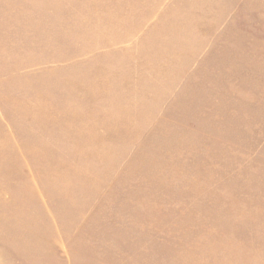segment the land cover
<instances>
[{
  "label": "rangeland",
  "instance_id": "374dc122",
  "mask_svg": "<svg viewBox=\"0 0 264 264\" xmlns=\"http://www.w3.org/2000/svg\"><path fill=\"white\" fill-rule=\"evenodd\" d=\"M5 4L0 264H264V0Z\"/></svg>",
  "mask_w": 264,
  "mask_h": 264
},
{
  "label": "crops",
  "instance_id": "0c3cea01",
  "mask_svg": "<svg viewBox=\"0 0 264 264\" xmlns=\"http://www.w3.org/2000/svg\"><path fill=\"white\" fill-rule=\"evenodd\" d=\"M115 1L117 0H109V6H110V12L109 15L110 16H125V17H135V16H144V17H149V18H161V17H165L168 18V24L170 26H180L182 25V16L184 15L183 13L179 15V13H181V11L179 10V12L177 10H175L177 7L179 8H183L182 2L183 0H119L121 1V4H123V7H119L118 3L115 5ZM137 3L138 5L141 6V8H133V4ZM105 3V0H104ZM98 4L96 3V12H98V14L102 15V9L99 8ZM182 6V7H181ZM6 7L5 4V0H0V92H8L9 91V87H12V84L10 85L11 82L16 81V77L19 76V74L21 75V68L19 69L18 72H12L9 75L7 73H1V68H2V63L4 64V56L6 54V38H7V28H6V19L2 18L1 16V10L4 9ZM2 8V9H1ZM175 16L178 17L180 16V18L176 19H171V16ZM158 19H155V21L152 23L153 25H148V23L143 25V29L142 31H144V33H146L147 31H149L150 27L155 28L156 25H159V21ZM162 23V21H161ZM148 27V28H146ZM167 31H171V32H176V31H184V30H180L177 28H167ZM139 45V44H138ZM182 48L179 50H167V52L163 53V55H165L164 57L169 58L171 56H174V58L177 57V59H181L182 56L184 57V52L181 51ZM198 52L196 54V58L194 60L198 61L199 57V50L196 51ZM162 54V53H161ZM195 61V62H196ZM5 71V69H4ZM188 74V73H187ZM189 75V74H188ZM13 90V89H11Z\"/></svg>",
  "mask_w": 264,
  "mask_h": 264
}]
</instances>
